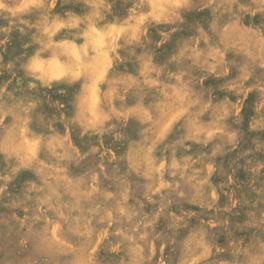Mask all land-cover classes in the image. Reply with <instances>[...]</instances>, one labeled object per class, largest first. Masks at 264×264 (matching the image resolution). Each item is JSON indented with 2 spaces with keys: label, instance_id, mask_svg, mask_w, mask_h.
<instances>
[{
  "label": "rangeland",
  "instance_id": "obj_1",
  "mask_svg": "<svg viewBox=\"0 0 264 264\" xmlns=\"http://www.w3.org/2000/svg\"><path fill=\"white\" fill-rule=\"evenodd\" d=\"M138 263L264 264V0H0V264Z\"/></svg>",
  "mask_w": 264,
  "mask_h": 264
},
{
  "label": "bare ground",
  "instance_id": "obj_2",
  "mask_svg": "<svg viewBox=\"0 0 264 264\" xmlns=\"http://www.w3.org/2000/svg\"><path fill=\"white\" fill-rule=\"evenodd\" d=\"M243 53V52H242ZM164 82V81H163ZM183 91V90H182ZM183 94V93H182ZM160 96V95H159ZM11 116V115H10ZM13 118V117H12ZM198 126V125H197ZM178 129V128H177ZM202 129V128H201ZM224 133V132H223ZM60 138V137H59ZM176 142V141H175ZM52 143V142H51ZM62 146H64V145H62ZM171 146H172V144H171ZM65 149V148H64ZM17 150H15V152H16ZM18 153V152H17ZM62 153V152H61ZM126 155V154H125ZM12 156V155H11ZM23 156H24V154H23ZM44 157V156H43ZM13 158V157H12ZM24 158H25V156H24ZM24 158H23V161H24ZM30 158V156H28V159ZM32 158V157H31ZM30 158V159H31ZM179 160V159H178ZM181 160V159H180ZM22 161V160H21ZM31 162V161H30ZM24 163V162H23ZM37 163V162H36ZM50 163V162H49ZM169 163V162H168ZM58 165H61V164H58ZM26 166V165H25ZM99 166V165H98ZM37 169H39V168H37ZM174 169V168H173ZM102 170V169H101ZM40 171V170H39ZM38 171V172H39ZM100 172V171H99ZM40 173V172H39ZM57 177V176H56ZM57 182V181H56ZM41 184V183H40ZM45 184H46V182H45ZM123 184V183H122ZM97 185V184H96ZM55 186V185H54ZM66 189V188H65ZM62 192V191H61ZM160 195V194H159ZM42 197V196H41ZM111 197V196H110ZM112 198V197H111ZM120 200V199H119ZM59 204V203H58ZM117 205V204H116ZM61 207V206H60ZM59 207V208H60ZM106 208V207H105ZM57 209V208H56ZM52 211H53V209H52ZM102 213V212H101ZM88 215V214H87ZM62 217V216H61ZM106 217V216H105ZM79 218V217H78ZM85 218V217H84ZM46 219V218H45ZM76 221V220H75ZM101 222V221H100ZM68 223V222H67ZM84 223V222H83ZM77 224V223H76ZM55 225V224H54ZM82 226H83V224H82ZM96 226V225H95ZM151 229V228H150ZM77 230V229H76ZM43 231V230H42ZM79 232V231H78ZM91 233V232H90ZM75 234V233H74ZM191 234V233H190ZM82 236V235H81ZM88 236V235H87ZM79 237V236H78ZM61 241V240H60ZM59 241V242H60ZM135 250V249H134ZM82 251V250H81ZM131 251V250H130ZM135 252V251H134ZM64 253V252H63ZM71 253V252H70ZM150 256V255H149ZM135 257V256H134ZM146 260V259H145ZM130 263V262H129ZM139 264V263H138Z\"/></svg>",
  "mask_w": 264,
  "mask_h": 264
}]
</instances>
